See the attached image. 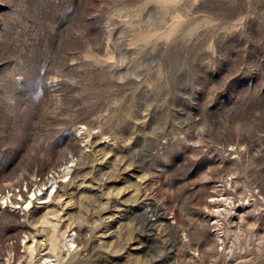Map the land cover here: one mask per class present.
I'll return each instance as SVG.
<instances>
[{"label": "rangeland", "instance_id": "obj_1", "mask_svg": "<svg viewBox=\"0 0 264 264\" xmlns=\"http://www.w3.org/2000/svg\"><path fill=\"white\" fill-rule=\"evenodd\" d=\"M2 201L0 264H264V0H0Z\"/></svg>", "mask_w": 264, "mask_h": 264}, {"label": "bare ground", "instance_id": "obj_2", "mask_svg": "<svg viewBox=\"0 0 264 264\" xmlns=\"http://www.w3.org/2000/svg\"><path fill=\"white\" fill-rule=\"evenodd\" d=\"M70 171V166L69 165H65L62 169H61V173H58V176L60 177V179H62V180H66L65 178L69 175V172ZM233 179V178H232ZM232 179H231V181H232ZM56 187H57V183H56V181L53 179V181H51V184L50 185H47V188H46V190L45 191H43V192H40V190L38 189V191L40 192V195L42 196L41 197V199L40 200H42V202H45L47 199H49V198H51L54 194V191L56 192ZM12 191H14L13 189H12ZM22 191L21 190H16V192L14 193V199L15 200H11V203H21L20 201H18V199L16 198V196H19V195H21V200L22 201H24V202H26V201H28V203L29 204H31L32 203V199L30 198V197H26L25 195L26 194H24V193H21ZM6 197L4 196V197H2L1 199L2 200H4ZM36 198H38V195L36 196ZM217 200H219V198L217 199ZM211 202H216V198H212L211 200H210ZM0 204H4V201H2V202H0ZM212 204V203H211ZM30 232V231H29ZM32 240V239H31ZM73 240V239H72ZM32 242V241H31ZM33 243H34V241H33ZM28 244V243H27ZM36 244H38V243H36ZM36 244H34V245H36ZM72 244V243H71ZM28 246V245H27ZM65 246H67L66 244H65ZM42 247H43V245H42ZM58 247H59V245H58ZM69 247H71V245L69 246ZM48 249V248H47ZM27 250H29L28 249V247H27ZM69 252V251H68ZM48 253V252H47ZM49 256H51V255H49ZM47 258V257H46ZM37 259V258H36ZM113 259V258H112ZM43 260V259H42ZM41 260V261H42ZM40 261V262H41ZM45 262L47 263L48 262V264H55L54 263V261L53 260H50L49 258H47L46 260H45ZM43 263V262H42Z\"/></svg>", "mask_w": 264, "mask_h": 264}]
</instances>
